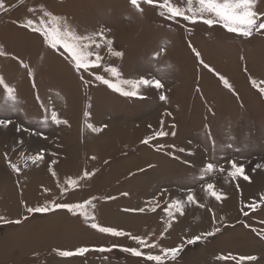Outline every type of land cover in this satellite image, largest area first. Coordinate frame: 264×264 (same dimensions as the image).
I'll use <instances>...</instances> for the list:
<instances>
[{
	"label": "rangeland",
	"instance_id": "374dc122",
	"mask_svg": "<svg viewBox=\"0 0 264 264\" xmlns=\"http://www.w3.org/2000/svg\"><path fill=\"white\" fill-rule=\"evenodd\" d=\"M259 1L257 10L264 12V0ZM39 5L66 17L79 34L110 30L106 34L113 40V51H120L122 56L102 47L101 67L92 72L115 81L116 77L105 71L114 66L121 79H159L163 89L141 88L138 96L127 97L96 81L90 73H78L66 55L48 46L39 33L20 26L26 18L40 15L39 11L28 12ZM141 6L143 12L139 13L129 0H5L8 11L0 10V46L8 55H0V76L15 90L16 100L6 99L0 85V120L12 121L0 126V188L15 187L20 200L3 211L0 205V216L10 221L0 222V264H152L122 250L139 247L133 240L92 229L81 215L66 209L27 213V208L52 201L82 202L95 196V208L89 211L96 222L122 229L110 220H117L111 214L119 212L128 219L142 218L148 232L149 222L168 221L163 209L171 199L183 198L189 189L205 207L187 206L185 214L176 217L181 218L177 221L182 222L188 237L177 242L183 247L166 264H236L220 259L229 253L254 255L257 260L250 264H264V201L255 211L246 208L264 193V167H257L264 165V93L252 84L253 79L257 84L264 80V34L244 37L220 25L169 21L158 14L159 8ZM180 6L186 7V0ZM190 45L215 71L199 63ZM216 73L225 77L231 88ZM82 74L89 84L82 82ZM161 94L167 99L161 100ZM53 111L67 124L54 122ZM18 126L21 131L16 130ZM161 129L168 135L142 142ZM40 150L45 152L44 160L36 164L29 161L24 167L23 157ZM5 153L20 163V173L8 166ZM52 160L56 163L51 164ZM228 160L243 163L250 180H230L219 171L203 175L207 163L227 169ZM85 170L95 174L81 181L80 187L61 194L64 181L77 178ZM53 171L60 176L57 196H38L36 203L21 199V188L16 185L24 187L21 184L28 175L47 178ZM211 180L226 196L221 202L202 193L201 186ZM108 196L115 199H105ZM157 202L159 207L152 211ZM140 208L145 211H136ZM58 214L66 215L55 219L65 229L52 238L35 237L34 243L30 238L21 240L24 236H10L22 228L29 237L42 220ZM216 228L219 231L212 236L193 244L185 242ZM153 240L162 242L161 238ZM113 244L120 247L112 248ZM81 246L111 251L91 250L71 257L56 251Z\"/></svg>",
	"mask_w": 264,
	"mask_h": 264
},
{
	"label": "snow or ice",
	"instance_id": "6c2138e0",
	"mask_svg": "<svg viewBox=\"0 0 264 264\" xmlns=\"http://www.w3.org/2000/svg\"><path fill=\"white\" fill-rule=\"evenodd\" d=\"M130 5L137 12L142 13L143 7L142 4L149 6H154L160 9L159 15L169 21H185L192 24L202 22L208 26L220 25L229 33H234L244 37H251L254 33L264 34V12L257 10V0H186V7L180 6L183 3V0H177L176 3H173L172 0H129ZM198 5V6H194ZM0 10L4 12L8 11V8L5 7V0H0ZM39 11L40 15L33 19L31 17L26 18L23 23L20 24L21 27L31 30L32 32L39 33L44 42L50 46L52 49L60 52L62 56L66 55V58L70 60L72 66L78 73H90L96 81H100L103 84L107 85L109 88L114 91L121 93L124 96H138L140 94L141 88L154 87L156 89H163L164 85L159 79H149L141 76L138 79H121V73L114 66H109L105 69L106 72H110L113 77H116V80L107 79L104 75L97 74L92 72V69L101 67V62L103 57L100 53L102 47H106L107 52L114 56H122L120 51H113V40L109 39L107 32L109 29H101L99 31H93L90 33L79 34L76 29L69 23L66 17H62L52 13L47 10L44 5H39L38 7H31L28 9L29 13L35 14ZM192 52L198 58L199 63L208 68L210 71H215L210 65L206 64L201 57V53L196 50L195 47L191 46ZM0 55H8L3 51L2 46H0ZM14 59H19L18 57H13ZM20 64L28 68V65L24 64L22 60L19 61ZM31 75V72L29 71ZM220 80L227 87L231 88L229 81L221 76L219 73H216ZM81 80L84 84H89L90 81L85 80L83 74L81 75ZM252 84L259 88V90L264 93V80L260 81L257 84L255 79L252 80ZM0 85H3V88L6 92V99L15 101V90L10 87L3 76H0ZM125 86H128L127 89ZM143 98V97H141ZM161 100H166L167 97L163 94L160 95ZM85 115H90V113H85ZM51 119L57 124L65 123L67 121H61L55 111L51 114ZM12 123L10 120H0V126H7ZM88 128H91L93 131H100V129L94 127L92 124L86 125ZM174 127V126H173ZM17 131H21V128L18 126ZM168 135L167 132L162 129L153 136H148L145 138L143 143L147 144L155 137H163ZM172 135H175V132H172ZM181 151H184L181 149ZM23 155V154H21ZM5 158L8 163V166L12 169L13 172L20 173L22 171L20 163L13 162L8 158L7 153H5ZM45 158L44 150H40L34 155L24 156L22 163L24 167L28 166L29 161L33 164L42 162ZM95 159V157H92ZM56 161L52 160L51 164H55ZM227 164L229 167L226 169L223 166H217L216 164L209 162L203 168V175L207 176L209 173L214 171H219L220 173H226V176L230 180H238L243 178L244 180H250V177L247 175L245 170V165L243 163H237L235 160H228ZM258 168L264 167V165H257ZM255 171V169H253ZM95 173L90 171H83V173L77 178H67L64 181V184L60 186L61 194H67L69 189H76L80 187V182L86 180L93 176ZM53 176H56L55 171L52 172ZM238 186V185H237ZM202 193L205 198L215 199L217 202H221L226 198L225 194L217 189L215 180L204 183L202 186ZM45 191H49L45 189ZM123 195H128V193H123ZM98 198L92 196L88 199L83 200L82 202L76 203H57L52 201L49 204L38 207H28V213H46L54 209H66L73 214L81 215L85 218L86 222H89V226L92 229H95L101 233L110 234L115 237H128L133 240L139 247H123L124 252H128L136 257H143L146 261L152 262V264H166V261L171 258L175 259L177 253L182 249L183 243L176 247H163L161 244L155 240H151L149 237H142L140 235H132L131 233L125 232L122 229L111 226H103L100 223L96 222V217L89 209H94V201ZM105 199L111 200L115 197L108 196ZM264 201V193L260 195L257 199H254L251 203L246 205V208L249 211H255L258 203ZM190 205H196L200 208H204L205 204L201 203L197 199V193L189 189L186 192V195L183 198L171 199L167 206L163 209L166 216L169 218L165 230L160 233V238L162 239L167 232L168 228L172 226V221L176 217L183 216L185 214V208ZM159 207V203H156V206L151 210L155 211ZM136 211L143 212L144 208L137 209ZM245 216L248 215V211L241 209ZM27 219V217H24ZM215 219V217H214ZM0 222L9 223L0 216ZM15 223H21V220L14 221ZM219 228L214 229L211 232L203 233L201 235H194L190 239H187L185 242L187 244H193L200 241L207 236H212L215 232H218ZM120 247L119 245L113 244L112 248ZM145 249H157V253L152 251H145ZM91 250L98 251H111V248H99V249H90L87 246L77 247L74 250H56L60 256L71 257V256H83ZM220 259L223 260H233L236 264H250V262L256 261L257 257L254 255H239L234 256L232 254L222 255Z\"/></svg>",
	"mask_w": 264,
	"mask_h": 264
},
{
	"label": "bare ground",
	"instance_id": "6f19581e",
	"mask_svg": "<svg viewBox=\"0 0 264 264\" xmlns=\"http://www.w3.org/2000/svg\"><path fill=\"white\" fill-rule=\"evenodd\" d=\"M61 169L64 170V167H61ZM61 169H59L58 172H60ZM58 178H60L59 175L50 176V177H47V178H44V176L41 175V174L40 175H32V176L28 175L23 180V183L21 184L24 187H21L20 185L19 186L16 185V187L18 189L21 188L19 193H21L20 197H21V199L23 201L24 200H32V201L35 202L38 199V196L39 197L43 196V198L44 197H52L53 198V196H57L58 195V186H59L58 183H57ZM99 186L102 187V184L99 185ZM45 189H48L49 191H45ZM16 190L17 189H15V187L14 188H9L7 186H2L0 188V205L2 204V206H3L1 208V210L2 209L6 210L9 207V205L19 202L20 199L18 200L16 198V195H15ZM45 203L47 204V202H45ZM15 205H17V204H15ZM5 210H4V212H6ZM118 213L119 212H117V215H116V213H112L111 214V215L116 216L118 218L117 220H114L111 217H110V220L114 224H116L117 226L120 225L119 227H122V229H127L130 232L131 231H136L138 233V235H140L142 237H149V238H153V239L160 238V233L165 230L166 223H167V222H164V221H157V219L155 221H151V222H149V225L151 227L148 228L149 230L147 232V231H145L144 227L142 226V223L144 221L142 218H140V217H137V218L130 217L131 219H128L125 216L119 215ZM12 215H15V214H12ZM64 216H66V215L58 214V215H55L54 217H51L49 219L42 220L36 226L37 228L34 227V229H38L36 231V233L31 231V234L33 236L30 235L28 237V231H24L22 228L20 230L16 231V232H14V231L11 232L10 236H12V238H14V239H18L19 237L24 236L23 239H21V240L30 238V241H33L35 239V237L36 238L39 237L40 239H43L44 238L43 235H45L46 237L52 238V236L56 235L57 232L58 233H62L61 229H65V227H62V226H64L63 224H58V223L55 222V219H61ZM107 217H108V221H109V216H107ZM154 218L155 217H152V219H154ZM50 219H53V221H50ZM178 219H181V218H176L175 221H172V226L170 228H168L167 232L165 233L164 237L162 238L161 244H162L163 247H169V248L176 247V246H178L179 242H181L185 237L186 238L188 237L187 234H186V231H184V228L182 227V222L177 221ZM230 239H233V236L229 237V240ZM28 242L29 241H27L26 243H28ZM34 243H36V242H34ZM31 244H32V242H31ZM39 249L40 248H35L34 251L35 250H39ZM255 253H257V252H254L252 254H255Z\"/></svg>",
	"mask_w": 264,
	"mask_h": 264
},
{
	"label": "crops",
	"instance_id": "0c3cea01",
	"mask_svg": "<svg viewBox=\"0 0 264 264\" xmlns=\"http://www.w3.org/2000/svg\"><path fill=\"white\" fill-rule=\"evenodd\" d=\"M259 2H260V1H259V0H257V4H259ZM261 2H262V1H261ZM262 3H264V2H262Z\"/></svg>",
	"mask_w": 264,
	"mask_h": 264
}]
</instances>
